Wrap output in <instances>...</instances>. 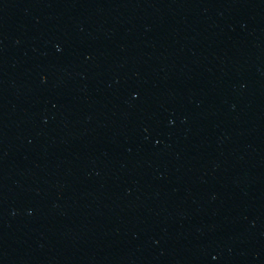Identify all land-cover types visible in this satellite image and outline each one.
Wrapping results in <instances>:
<instances>
[{"label":"water","instance_id":"obj_1","mask_svg":"<svg viewBox=\"0 0 264 264\" xmlns=\"http://www.w3.org/2000/svg\"><path fill=\"white\" fill-rule=\"evenodd\" d=\"M0 264H264V0H0Z\"/></svg>","mask_w":264,"mask_h":264}]
</instances>
